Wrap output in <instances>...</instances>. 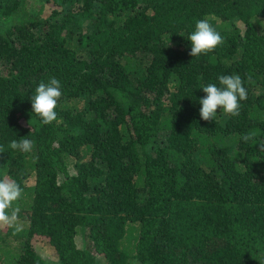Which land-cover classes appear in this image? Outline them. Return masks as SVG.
I'll return each instance as SVG.
<instances>
[{
  "label": "trees",
  "instance_id": "obj_1",
  "mask_svg": "<svg viewBox=\"0 0 264 264\" xmlns=\"http://www.w3.org/2000/svg\"><path fill=\"white\" fill-rule=\"evenodd\" d=\"M31 3L0 0V179L22 189L0 264H50L37 241L56 264H264V0ZM202 18L224 42L192 57ZM231 74L239 115L202 120L201 87ZM53 77L43 124L31 96Z\"/></svg>",
  "mask_w": 264,
  "mask_h": 264
},
{
  "label": "clouds",
  "instance_id": "obj_2",
  "mask_svg": "<svg viewBox=\"0 0 264 264\" xmlns=\"http://www.w3.org/2000/svg\"><path fill=\"white\" fill-rule=\"evenodd\" d=\"M191 42L190 56L207 54L224 42L223 36L217 32L207 19H199L195 23V30L189 35ZM219 84L209 83L202 86L205 96L199 100L201 105L200 118L204 121H212L217 115V110L222 109L225 114L233 117L240 112V102L247 99V89L244 81L238 74L220 75ZM251 83V76H248ZM62 95L61 84L55 77L45 83L41 81L31 96V106L35 114L41 117L43 124H49L57 119L56 107ZM255 133H245L242 140L248 142L253 140ZM259 150L264 152V142H260ZM9 147L24 153L31 152L33 142L26 138L19 141L12 140ZM22 194V189L14 181L0 179V223L16 226L20 213L19 207H13Z\"/></svg>",
  "mask_w": 264,
  "mask_h": 264
},
{
  "label": "rangeland",
  "instance_id": "obj_3",
  "mask_svg": "<svg viewBox=\"0 0 264 264\" xmlns=\"http://www.w3.org/2000/svg\"><path fill=\"white\" fill-rule=\"evenodd\" d=\"M31 5L33 6L32 11L34 10V8L38 7L41 5V0H31ZM45 13L42 14V16H45L46 14H49V10H45ZM62 178V177H61ZM60 178V180H62ZM33 180L28 182V185L31 184L32 185ZM76 243H77V247L78 248H83L84 243H83V239H82V234L80 233L78 235V237L76 238ZM34 247H35V251L36 253L44 260L49 261L50 264H56V256L54 254V251L44 242L42 241H37L34 242ZM95 264H105L103 258L101 256H97L96 260H95Z\"/></svg>",
  "mask_w": 264,
  "mask_h": 264
}]
</instances>
